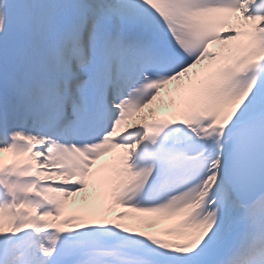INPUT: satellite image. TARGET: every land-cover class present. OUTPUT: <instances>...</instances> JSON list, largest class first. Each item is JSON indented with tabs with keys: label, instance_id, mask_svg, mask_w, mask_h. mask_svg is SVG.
Returning a JSON list of instances; mask_svg holds the SVG:
<instances>
[{
	"label": "snow or ice",
	"instance_id": "obj_1",
	"mask_svg": "<svg viewBox=\"0 0 264 264\" xmlns=\"http://www.w3.org/2000/svg\"><path fill=\"white\" fill-rule=\"evenodd\" d=\"M0 264H264V0H0Z\"/></svg>",
	"mask_w": 264,
	"mask_h": 264
},
{
	"label": "rangeland",
	"instance_id": "obj_2",
	"mask_svg": "<svg viewBox=\"0 0 264 264\" xmlns=\"http://www.w3.org/2000/svg\"><path fill=\"white\" fill-rule=\"evenodd\" d=\"M175 221H161L157 224V227L154 228V229H148L150 231H153L154 233L156 234H159L160 233V230L167 227V226H170L172 224H174Z\"/></svg>",
	"mask_w": 264,
	"mask_h": 264
},
{
	"label": "bare ground",
	"instance_id": "obj_3",
	"mask_svg": "<svg viewBox=\"0 0 264 264\" xmlns=\"http://www.w3.org/2000/svg\"><path fill=\"white\" fill-rule=\"evenodd\" d=\"M110 161H112V160H110ZM110 161H109V162H110Z\"/></svg>",
	"mask_w": 264,
	"mask_h": 264
}]
</instances>
